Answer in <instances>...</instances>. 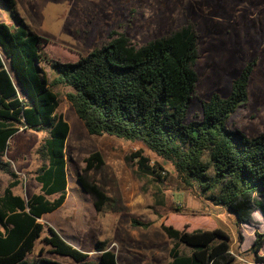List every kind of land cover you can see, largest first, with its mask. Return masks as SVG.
Listing matches in <instances>:
<instances>
[{
  "label": "trees",
  "instance_id": "1",
  "mask_svg": "<svg viewBox=\"0 0 264 264\" xmlns=\"http://www.w3.org/2000/svg\"><path fill=\"white\" fill-rule=\"evenodd\" d=\"M12 10L14 0H1ZM11 29L0 22V175L9 178L0 192V264H61L47 259L28 260L37 241L53 255L73 264H86L88 254L66 242L53 228L39 220L62 207L67 195L65 144L69 125L56 113L58 88L91 136H110L139 142L157 158L170 164L181 184L195 188L200 197L224 208L250 234L255 263L264 264V131L247 138L227 128L229 116L247 101V87L254 63L233 79L230 93H213L201 101V117L188 119L196 92L199 34L188 21L164 36L135 47L123 34L101 48L73 61L63 60L55 48L53 58L45 51L48 40L32 33L13 13ZM45 134L36 150L40 166L34 180L38 193L24 199L13 193L19 179L4 161L10 139L20 130ZM137 168L160 181L161 166H148L134 154ZM83 173L99 170L104 161L99 152L84 159ZM77 182L95 199L96 211L108 201L102 190L78 175ZM258 213L260 220H254ZM185 216V214H180ZM131 227L146 229L148 222L132 218ZM251 228V230H249ZM172 242L167 264H250L237 261L231 240L220 227L178 230L161 225ZM253 232V234H251ZM43 234H45L43 236ZM107 241L95 243L96 264H117Z\"/></svg>",
  "mask_w": 264,
  "mask_h": 264
},
{
  "label": "rangeland",
  "instance_id": "2",
  "mask_svg": "<svg viewBox=\"0 0 264 264\" xmlns=\"http://www.w3.org/2000/svg\"><path fill=\"white\" fill-rule=\"evenodd\" d=\"M14 1L10 10L0 0V22L12 29L16 13L32 33L48 40L44 48L51 57L57 58L55 48H60L65 61L108 44L116 37L113 33L125 35L132 46L140 47L188 21L195 23L199 34L195 65L198 82L188 119L201 117L200 103L213 93L226 97L233 79L253 62L247 101L229 116L226 126L249 139L264 131V0ZM54 91L59 101L56 113L70 128L65 144L67 195L59 210L44 215L39 222L87 253L86 264L97 263L94 250L98 241H107L117 264H167L172 242L163 233L162 224L186 231L220 227L228 234L237 261L259 264L246 251L251 246L246 229L240 246V226L235 215L200 197L195 188L181 184L172 166L141 143L89 135L65 98L69 90ZM44 139V133L20 129L10 139L4 155V161L10 163L19 179L12 191L24 199L39 192L40 185L34 180L40 166L36 150ZM94 152L101 154L104 167L84 174V159ZM137 153L148 160V166L163 168L160 181L139 172L137 158H132ZM78 175L108 198L101 211H96L94 197L77 182ZM8 181L7 176L0 175V192ZM132 218L150 226L131 227ZM253 219L259 221L260 215L255 213ZM260 224L264 231L263 219ZM36 259L73 264L51 254L41 241L28 256L30 261Z\"/></svg>",
  "mask_w": 264,
  "mask_h": 264
},
{
  "label": "crops",
  "instance_id": "3",
  "mask_svg": "<svg viewBox=\"0 0 264 264\" xmlns=\"http://www.w3.org/2000/svg\"><path fill=\"white\" fill-rule=\"evenodd\" d=\"M59 209H60V208H59ZM59 209H58V210H59ZM56 211H57V210H56ZM50 214H51V213H50ZM261 252H263V253H264V250H262Z\"/></svg>",
  "mask_w": 264,
  "mask_h": 264
}]
</instances>
